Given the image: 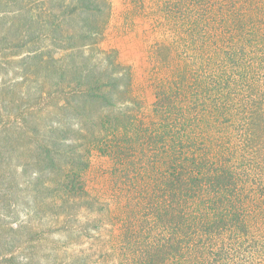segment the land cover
Returning a JSON list of instances; mask_svg holds the SVG:
<instances>
[{"label":"trees","instance_id":"1","mask_svg":"<svg viewBox=\"0 0 264 264\" xmlns=\"http://www.w3.org/2000/svg\"><path fill=\"white\" fill-rule=\"evenodd\" d=\"M14 1L0 37V264H264V0H154L167 72L148 112L130 66L98 46L108 0H62L40 31ZM94 154L113 203L88 188ZM110 219L102 263L40 243L20 256L55 226L84 235Z\"/></svg>","mask_w":264,"mask_h":264},{"label":"rangeland","instance_id":"2","mask_svg":"<svg viewBox=\"0 0 264 264\" xmlns=\"http://www.w3.org/2000/svg\"><path fill=\"white\" fill-rule=\"evenodd\" d=\"M21 1H27L28 6L33 10L35 19L38 21L37 30L39 31L40 26L45 25V22H50L54 19V16L57 18L61 10L58 11L57 9L63 3L62 0H18V3ZM108 1L110 13L105 23L103 34L98 41V46L102 49L115 50L118 59L130 66L132 72L131 92L133 96L142 102L143 111L148 112L154 100L157 81L167 72V68L161 65L154 53L155 44L168 38L166 36L167 33H165L166 30L161 25V16L152 12L154 9L151 5L154 0H142V2H145V6H139L138 3L141 0ZM13 3L15 4L16 2L14 0H0V15H2L0 16V37L6 32L8 22L10 21L7 13L13 9ZM8 51L11 53L16 50L10 49ZM8 73L6 79L13 78L11 72L9 71ZM107 166L104 159L94 154L85 178L92 194L97 195L100 200L101 197L107 198L113 203L115 198L111 195L109 180H106L105 174L103 175L105 173L104 169ZM84 214L86 217L99 216V214L95 213ZM19 219L22 221L25 217L21 215ZM84 220L81 217L80 220L74 219V222L82 224ZM84 224H87L85 227L95 225L91 221ZM117 224L118 220L110 219L106 221L104 229L95 232V230L90 231L87 228L84 235H80L73 230L69 232L67 231L69 228L67 230L56 231L55 226L51 230H46L45 234L41 236V240H32L26 244L24 250L19 254L21 256L35 253L36 248L39 247L38 243H40L42 247L38 249V254H46L50 252V246H57L61 247L63 253L67 255L66 261L69 255H77L81 251L85 255L89 256L91 253L99 258L100 256L98 257L97 255L104 246L105 235H108L114 227L115 232L118 228ZM63 253L59 254L57 259L63 257ZM53 256L54 253L51 252L49 257L52 258ZM98 262L102 263L101 257L98 259Z\"/></svg>","mask_w":264,"mask_h":264}]
</instances>
